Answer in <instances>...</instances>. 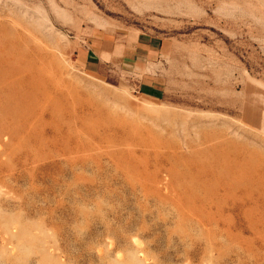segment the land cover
Listing matches in <instances>:
<instances>
[{"label": "rangeland", "instance_id": "obj_1", "mask_svg": "<svg viewBox=\"0 0 264 264\" xmlns=\"http://www.w3.org/2000/svg\"><path fill=\"white\" fill-rule=\"evenodd\" d=\"M0 264H264V0H0Z\"/></svg>", "mask_w": 264, "mask_h": 264}, {"label": "crops", "instance_id": "obj_2", "mask_svg": "<svg viewBox=\"0 0 264 264\" xmlns=\"http://www.w3.org/2000/svg\"><path fill=\"white\" fill-rule=\"evenodd\" d=\"M171 47L170 40L149 35L143 36L132 33L122 39H102L95 37L91 40L90 47H83L81 57L87 68L99 70L102 64L115 63L121 66L133 67L140 71L144 78L143 94L151 96L157 94L158 79L153 81L148 77L151 73L149 67L156 68L164 59Z\"/></svg>", "mask_w": 264, "mask_h": 264}, {"label": "bare ground", "instance_id": "obj_3", "mask_svg": "<svg viewBox=\"0 0 264 264\" xmlns=\"http://www.w3.org/2000/svg\"><path fill=\"white\" fill-rule=\"evenodd\" d=\"M93 86H96L98 88L99 91H102V92H105L106 94H108V90L101 87L100 85H93ZM43 107V106H42Z\"/></svg>", "mask_w": 264, "mask_h": 264}]
</instances>
